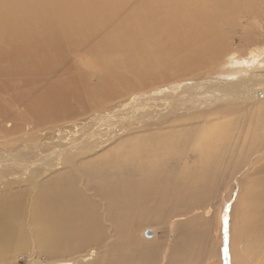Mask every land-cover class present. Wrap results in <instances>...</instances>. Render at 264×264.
<instances>
[{
  "label": "bare ground",
  "instance_id": "6f19581e",
  "mask_svg": "<svg viewBox=\"0 0 264 264\" xmlns=\"http://www.w3.org/2000/svg\"><path fill=\"white\" fill-rule=\"evenodd\" d=\"M263 55L264 0H0V264H264Z\"/></svg>",
  "mask_w": 264,
  "mask_h": 264
},
{
  "label": "rangeland",
  "instance_id": "374dc122",
  "mask_svg": "<svg viewBox=\"0 0 264 264\" xmlns=\"http://www.w3.org/2000/svg\"><path fill=\"white\" fill-rule=\"evenodd\" d=\"M89 6L91 4H88ZM237 33L235 32L232 36V43H233V46L236 47V48H239V44H240V40H239V33H240V29H237ZM233 47V48H234ZM254 46H251L249 48H247V52H249L250 49H252ZM234 50V49H233ZM235 54H230L227 56V54L225 56H223V58L219 61V63L216 65V66H219V65H222V66H219L218 69H216V72L219 73L221 75V73H223L224 71V60L228 59L229 62H233L232 64L235 66L236 63H239L240 60H243L244 57H237L238 55H247V52H237L238 50L235 49L234 50ZM234 57V58H233ZM74 58V62L77 63V65L79 66V68H82V70H84V63L83 61L87 62V63H91L92 64V60L89 58V56L87 55H84V54H78L76 57H73ZM264 55L261 56V60L260 58L255 62V69L260 71L261 72L263 71L264 72ZM248 60V59H246ZM245 62V60H243ZM93 62H94V59H93ZM258 62V63H257ZM156 63L160 66V61H156ZM216 63V62H215ZM214 63V64H215ZM206 65L203 66V69H199V68H195V73L194 74H191L190 76H186L184 77L185 80L187 81V85H190L192 83V81L194 80L193 78H198L200 76H203V75H208V74H212L213 73V70H214V64H210V62H207L205 63ZM210 64V65H209ZM238 66V65H237ZM242 66L243 65V62H242ZM252 66H247L246 67V71L248 70V73L251 74L252 72V69L250 68ZM258 67V68H257ZM213 68V69H212ZM216 68V67H215ZM176 69V68H175ZM171 71H173L174 69H170ZM232 70V69H231ZM177 71V70H175ZM221 71V72H220ZM227 73H231L229 71V69H226ZM169 72V70L167 71ZM176 73V72H175ZM192 73V72H191ZM224 74V73H223ZM250 76V75H249ZM188 80H187V79ZM191 78V79H190ZM157 79V78H155ZM179 79V80H178ZM183 80V77L182 79L179 78V77H176L175 78V81L176 82H171L173 85L177 83L179 84V82L181 81L182 82ZM184 80V81H185ZM154 82H156V80H154ZM180 82V83H181ZM159 83V82H157ZM221 84V83H219ZM155 85V86H154ZM136 85H134L135 87ZM153 86V87H152ZM157 86H160L159 84H153V85H150V87L154 88V87H157ZM221 86V85H220ZM256 86L258 87H262V89H264V83L261 82L260 84L259 83H256ZM149 88V87H147ZM146 88V89H147ZM224 89V88H222ZM127 90V88H125L124 90L123 89H120L119 91H117L116 93H113L114 95V99H117L119 100V96L121 95H124L125 91ZM141 90V89H139ZM183 92V91H182ZM264 92V90H263ZM112 96V95H111ZM194 100V99H193ZM113 103V102H112ZM237 103V102H236ZM188 109L184 108L183 109H179L178 112H176L177 114H186L187 116H191V117H194L196 120H203V119H208L210 121H221V120H224V102H221L220 104H214L212 102H197L196 100H194L193 104L192 105H185ZM91 110L88 111V113L90 112ZM81 117H84L83 115H80L78 116L77 118H81ZM231 119V118H230ZM73 121L76 122V120L78 121L79 119H71ZM10 138V135L8 134H5V133H1L0 134V140L3 139V140H7ZM14 143V141L12 142H9V141H6L5 142H1L0 141V150L1 151H6V150H9V148L13 147L14 145H10ZM2 147L4 149H2ZM4 189L3 187V183L0 184V191H2ZM203 214V213H202ZM180 220H183V219H180ZM147 229H150L151 231L153 230L154 231V238L158 235V230L157 228L155 227L154 224H149V225H145V226H142L138 232L136 233L137 237L141 240H144V241H150L154 238H150V239H147L145 238L146 236L144 235V232L147 230ZM143 231V233H142ZM153 231H152V235H153ZM152 237V236H151ZM222 257V258H221ZM160 258H161V255H160ZM214 258V259H213ZM211 260H209V264H230V261H229V256L228 254H226L225 256H221L220 253L216 252V255L213 257ZM225 258V259H224ZM31 257L29 256V254H25L23 256V259H20L18 258V260H16V263L15 264H32L31 262ZM37 262L38 263H46V259L43 257V255H40L38 258H37Z\"/></svg>",
  "mask_w": 264,
  "mask_h": 264
},
{
  "label": "water",
  "instance_id": "95a60500",
  "mask_svg": "<svg viewBox=\"0 0 264 264\" xmlns=\"http://www.w3.org/2000/svg\"><path fill=\"white\" fill-rule=\"evenodd\" d=\"M144 235H145L146 237H149V236L152 235V231H151L150 229H147V230L144 232Z\"/></svg>",
  "mask_w": 264,
  "mask_h": 264
}]
</instances>
